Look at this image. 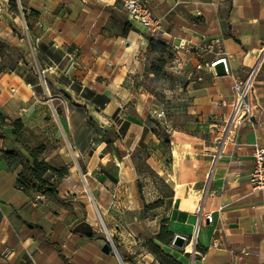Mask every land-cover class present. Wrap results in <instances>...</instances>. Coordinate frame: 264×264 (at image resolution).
Here are the masks:
<instances>
[{
    "label": "crops",
    "instance_id": "obj_1",
    "mask_svg": "<svg viewBox=\"0 0 264 264\" xmlns=\"http://www.w3.org/2000/svg\"><path fill=\"white\" fill-rule=\"evenodd\" d=\"M23 1L28 11L39 12L30 15L27 33L37 61L28 65L20 60L16 67L0 71V112L9 121L21 118L30 126L52 118L61 125L56 133L62 136L65 130L74 140V156L82 153L78 147L82 141L76 133L85 132V138L93 140L97 124L103 138L120 117L116 129L120 137L114 142L104 141L106 151H97L99 160L87 167L86 174L102 169L113 178V186L101 188L115 197L114 206L110 205L107 212L117 210L119 221L128 228V238L123 239L112 225L121 250L124 248L122 251L133 256L137 264H189L190 246L186 251L156 238L166 218L175 235L190 240L197 232L196 248L202 255L196 264H264V188H255L250 181L255 144H264V0H150L163 20L164 31L156 34L130 21L123 0ZM0 3L4 6L0 40L21 41V17L12 10L10 0ZM127 22L132 24L129 31L125 30ZM113 23L122 27V32H116ZM155 35L172 48L183 40L220 41L215 51H182L181 70L172 61L184 82L174 89L182 94V101H172L178 112L169 147L161 146L160 138L147 124L148 112L157 105L154 94L134 83L144 74L145 52L150 36ZM70 56L76 58L77 66L68 72V80L63 74ZM59 57L67 60L63 67ZM213 60H219L226 73L219 74L216 67L197 68L199 63ZM254 69V115L225 132L233 110V81L245 80ZM115 70L114 76H109V71ZM63 89L81 99H71L70 93L71 98L64 97ZM47 103L53 108L48 117ZM5 131L11 134V127ZM152 140L160 143L152 156V169L173 192L166 197L165 212L156 215L154 224L144 207L164 195L154 180L140 182L130 159L141 142ZM1 141L10 148L9 142ZM107 153L116 159L111 168L101 161ZM20 170L21 166L10 165L0 151V264H64L57 248L62 250L67 243L69 264H105L94 248L100 245L103 252L102 235L86 220L66 222L59 202L52 198H38L20 189ZM89 177L91 181L93 176ZM200 204L201 216L197 211ZM209 212L213 213L212 222L205 217ZM218 236L220 243L216 244ZM151 239L177 263L154 252ZM109 264L121 262L113 259Z\"/></svg>",
    "mask_w": 264,
    "mask_h": 264
},
{
    "label": "rangeland",
    "instance_id": "obj_2",
    "mask_svg": "<svg viewBox=\"0 0 264 264\" xmlns=\"http://www.w3.org/2000/svg\"><path fill=\"white\" fill-rule=\"evenodd\" d=\"M20 4V14H18L21 17V26H24L20 29L18 32L19 38L21 41L18 42H9L6 40H2L6 42L7 45L4 46V52H5V65L8 67H16L20 60L23 61L26 64H32L36 60L34 58V55H32L33 49L31 48L29 42H28V32L26 29L27 21L23 15V7L22 0H18ZM124 8V7H123ZM119 18L121 21L125 22V17L123 13H120ZM114 29L116 32H122V27L117 26L115 23ZM28 25V24H27ZM146 57V63L144 67V74L141 79H134V83L136 85L143 86L144 89L147 91L149 89H153L155 102L157 105L155 108H153L151 111L147 114V124L152 129L153 126H159L160 133L163 135V138L158 136L160 138L161 146L166 147L164 140L166 136L171 134L172 127L174 126V119L178 112V106L173 105L174 100L182 101V94L174 92V89H177L178 85H183V78L181 77V72L173 69L172 65L167 68V72L170 74V76H161V77H154L148 70V63L149 59L153 57V54H150L147 48V51L145 52ZM58 61H62V66L67 63L66 59H62V57L57 58ZM173 64V63H171ZM77 66V65H76ZM77 68V67H76ZM117 72H111L109 71V76L113 77L114 74ZM66 74V73H65ZM63 74V77L69 80L68 73L65 75ZM173 74L174 80L171 78V75ZM134 78V77H133ZM106 79H109L107 76ZM76 83H74L75 85ZM82 84V83H81ZM78 84L76 85V88H74L76 91L78 90ZM150 92V91H149ZM63 96L66 98L69 97V93L72 96L71 99H81L79 95H73L70 91L67 89L62 90ZM78 94V93H76ZM45 96V95H43ZM57 105V103H56ZM180 107V106H179ZM60 108V107H58ZM53 113V108L50 107V105L47 103V117L48 114ZM119 118V119H118ZM116 123L112 128L118 129L120 126V117L118 116ZM116 119V118H115ZM28 125V124H27ZM61 125L57 124L56 121H52V118H47V121L43 124H36L35 126L28 125V131H24L23 139L29 146H36L45 144L46 150L44 153V156L50 160L54 165L57 167H62L64 165H67L69 167V173L63 177L59 178L57 180V186L60 190L61 196L66 200V203H59L60 207L59 209L62 211V216L66 217V222L75 221L81 222L82 220H86L88 223L92 225L94 230H96L99 235L106 234L105 228L102 224V221L100 219V215L97 211V208L94 204V202L91 199L90 193H92L96 199L97 206L104 218V221L110 231L111 236L114 239V236L122 237L123 239L125 237L128 238L127 234V226H123L122 223L119 221V212L117 210H114L113 213L107 212L108 207L110 205H113V200L115 197L110 196V193L105 189L101 188L103 185L106 187V184H108L110 187L113 186L112 180L113 178L106 172H104L102 169H97L93 173L89 174L90 176H93L91 178V181L88 179L87 174H85L86 179L84 177V171L82 168V165L87 170V167L90 166L91 163L97 164L99 158L97 151L98 150H104L106 151V148H103L104 146V139L102 138V131L100 126L96 124L95 131L96 136L93 140H87L85 138L86 134L85 132H80L76 136H80L79 142L82 141V146H78L82 149V153L80 156L73 155L72 149L74 148V140L69 137V134L65 130H63V135H59L57 130H60ZM66 134V135H64ZM59 135V136H58ZM52 136V137H51ZM55 136H58L55 138ZM82 137V138H81ZM84 137V138H83ZM10 143V142H9ZM71 143V144H70ZM157 141H150L149 143H140L139 146H137L131 153L130 159L135 164L136 169L138 171V175L140 176V182L141 183H147L145 180L146 178L150 180H154V183L158 186V188L161 190V194H167L171 192V188L166 185V182L164 181V178L157 174L152 169V164H154L152 160V156L155 153L156 149L160 145ZM10 146L12 144L10 143ZM109 150H113L110 149ZM116 154L117 152L113 150ZM120 155H122V150L119 151ZM167 160L169 159V156L166 155ZM90 187V190L88 189ZM149 191V190H148ZM150 192V191H149ZM154 195H156L154 193ZM157 196V195H156ZM80 202V203H79ZM56 211V209H53ZM165 212L164 207H159L157 209H154L150 211L149 213V222H154V218L157 214H162ZM161 217L159 216L157 220H159ZM112 219V222H111ZM64 222V221H63ZM151 223V222H150ZM120 225L121 228L118 226ZM154 224V223H153ZM118 228L115 233L114 227ZM66 228V223L62 225V229ZM114 229V230H112ZM87 241V240H86ZM84 241V242H86ZM104 243L107 241V234L106 239H103ZM119 241V239H118ZM65 242V240H64ZM115 242V240H114ZM120 242L123 243L122 239ZM116 244V242H115ZM117 246V244H116ZM100 245L94 246L96 253H98L99 256H102V261L105 264H109L110 262L115 260V262H118L119 259L117 255L113 252L112 254H104L99 249ZM123 251H125L124 248H122ZM67 255H65V253ZM120 251V250H119ZM63 256H60L64 264H69L70 260V247L69 243L66 244V247L62 248ZM59 258V257H58ZM189 264L191 263V256L189 260H187ZM131 264V263H128Z\"/></svg>",
    "mask_w": 264,
    "mask_h": 264
},
{
    "label": "trees",
    "instance_id": "obj_3",
    "mask_svg": "<svg viewBox=\"0 0 264 264\" xmlns=\"http://www.w3.org/2000/svg\"><path fill=\"white\" fill-rule=\"evenodd\" d=\"M10 4L15 14H20V4L18 0H10ZM21 6L23 7V13L28 27L31 29V25L29 23L30 15L38 14L39 12L34 9L28 11L23 0ZM131 28L132 24L130 22H127L125 30L129 31ZM5 45H7L6 42L0 40V54L2 56L0 71H3L8 67L3 61V59L5 60ZM148 51L150 54H153V57L149 59L148 63L149 72L154 77L170 76V74L167 72V68L172 65L171 63L174 58V50L171 44L158 35L150 36ZM172 77H174L173 74L171 75V78ZM172 79L174 80V78ZM186 84L187 83L185 82L184 85L186 86ZM148 90L154 93L153 89L148 88ZM59 113H61L60 110ZM7 127H11V134H7V132L5 131ZM28 129V125L25 124L21 118L14 121H9L8 116L0 112V138H2L4 142H10L12 144L10 148L4 147L3 145L1 151L3 152L4 158L10 165L21 166V170L19 171L17 178V186L31 196L44 194L47 198H52L59 203H66L67 201L64 200V198L61 196L60 190L57 186V180L59 178L61 179L65 177L69 173V167L67 165L57 167L52 162H50V160H48L44 156L46 150L45 144L29 146L22 137L24 131H28ZM152 130L156 133V135L163 138V135L160 133L159 126H153ZM119 137L120 136L116 129L112 127L108 129L103 135L104 141L108 143L116 141ZM164 143L167 147L170 146L169 134L166 136ZM81 165L84 173L86 174L87 171L85 167L83 166V164ZM88 179L90 180L89 176ZM166 185L169 186V184L167 183ZM172 193L173 192L171 189V192L164 194L163 198H160L151 203H146L144 212L147 214L154 209L164 207L166 197L172 195ZM167 222L168 220L166 218L162 219V226L160 231L157 233L156 238L165 244H171L174 241L175 234L169 229ZM102 237L106 239V234H102ZM114 240L124 260L127 263L137 264L133 256L121 250V246L119 245L116 236H114ZM150 244L152 245L154 252L160 255L162 259L164 258L177 263V260H175V258L171 254L165 252L164 249L153 239L150 240ZM57 250L60 256L64 257L62 250L60 248H57Z\"/></svg>",
    "mask_w": 264,
    "mask_h": 264
},
{
    "label": "built area",
    "instance_id": "obj_4",
    "mask_svg": "<svg viewBox=\"0 0 264 264\" xmlns=\"http://www.w3.org/2000/svg\"><path fill=\"white\" fill-rule=\"evenodd\" d=\"M20 1V0H19ZM22 7V6H21ZM123 7L127 12L129 19L134 23H141L145 25L152 34L163 32V20L162 18L156 15L155 9L152 6L150 0H123ZM4 10V6L0 3V12ZM24 15V13H23ZM26 29L28 31V25L26 24ZM29 34V33H28ZM220 45L218 39H210L204 43H194L191 41L183 40L179 44L173 46L174 58L173 63L177 69H182V51H194L199 48L207 51H215V49ZM219 60L205 61L198 64L197 68H209L214 70ZM77 65V60L74 57L70 56V63L64 68L65 73L69 72L71 68ZM256 69H254L251 74L245 80L234 79L233 81V90L235 97L232 103V114L226 124L225 132H228L234 125H240L246 120L250 119L254 115L255 106L251 100V94L254 86V77ZM226 103V102H225ZM227 135V134H225ZM223 136V139L225 138ZM2 138H0V151L3 148ZM219 143H223V140H220ZM254 160L255 166L250 175V181L255 188H264V144L258 143L255 144L254 149ZM38 198L46 197L44 194H37ZM197 211L200 213V216L203 212V205L200 204L197 207ZM205 217L212 222L213 213L209 212ZM199 229V225L197 231ZM198 241L197 232L192 236L190 240L186 238V245L183 248L190 246L188 250L191 256V263L196 264L197 257L202 254L197 250L196 245ZM214 243H220V237L218 236ZM187 251V248H186ZM224 264H234V263H224Z\"/></svg>",
    "mask_w": 264,
    "mask_h": 264
},
{
    "label": "water",
    "instance_id": "obj_5",
    "mask_svg": "<svg viewBox=\"0 0 264 264\" xmlns=\"http://www.w3.org/2000/svg\"><path fill=\"white\" fill-rule=\"evenodd\" d=\"M216 68H217V71H218L219 74L226 73V69H225L223 64H220V65L217 64ZM101 157H103V154H101ZM84 177L86 179L85 174H84ZM88 189L90 190V187H88ZM90 196H91V199H92V201L94 202V204H95V206L97 208V211H98V213L100 215V219L102 221V224H103V226L105 228V231H106V234H107V241L103 244L102 251L105 254H111V253L114 252L117 255L118 259L120 260L121 264H128L124 260V258L122 257L118 247L116 246V244L114 242L113 237L110 234V231H109V229H108V227H107V225H106V223L104 221V218H103V216H102V214H101V212H100V210H99V208L97 206L96 199H95L94 195L92 193H90ZM173 244L175 246L179 247V248H183L186 245V237L183 236V235H180V234L175 235Z\"/></svg>",
    "mask_w": 264,
    "mask_h": 264
},
{
    "label": "bare ground",
    "instance_id": "obj_6",
    "mask_svg": "<svg viewBox=\"0 0 264 264\" xmlns=\"http://www.w3.org/2000/svg\"><path fill=\"white\" fill-rule=\"evenodd\" d=\"M102 164L106 168H111L116 162V159L113 154L107 153L103 158H102Z\"/></svg>",
    "mask_w": 264,
    "mask_h": 264
}]
</instances>
